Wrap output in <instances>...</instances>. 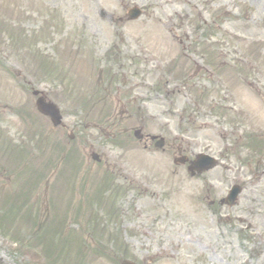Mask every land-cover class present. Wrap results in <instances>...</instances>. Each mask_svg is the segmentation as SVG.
Segmentation results:
<instances>
[{"label": "rangeland", "instance_id": "obj_1", "mask_svg": "<svg viewBox=\"0 0 264 264\" xmlns=\"http://www.w3.org/2000/svg\"><path fill=\"white\" fill-rule=\"evenodd\" d=\"M124 259L264 264V0H0V264Z\"/></svg>", "mask_w": 264, "mask_h": 264}, {"label": "water", "instance_id": "obj_2", "mask_svg": "<svg viewBox=\"0 0 264 264\" xmlns=\"http://www.w3.org/2000/svg\"><path fill=\"white\" fill-rule=\"evenodd\" d=\"M139 15L140 12L137 9H132L129 11V17L131 19H136L139 17ZM37 94L38 92H33V95H37ZM36 108L40 114L49 117V119L51 120L54 126H59L61 124L60 113L54 105L50 103H46L42 98H38L36 101ZM135 135L136 137H138V132ZM186 161H187L186 158H181L175 161V163L184 164ZM216 165H217V161L214 158L208 155L201 154L196 156V158L190 163L189 170L191 171V174L194 175V173H203L209 171L213 169ZM240 192H241V188L239 186H233L230 192L228 193L227 197L223 199L221 203L229 207L234 206L236 204L237 197L240 194ZM121 264H135V263L124 260L121 262Z\"/></svg>", "mask_w": 264, "mask_h": 264}, {"label": "flooded vegetation", "instance_id": "obj_3", "mask_svg": "<svg viewBox=\"0 0 264 264\" xmlns=\"http://www.w3.org/2000/svg\"><path fill=\"white\" fill-rule=\"evenodd\" d=\"M129 187H130V186H125V191H127Z\"/></svg>", "mask_w": 264, "mask_h": 264}, {"label": "bare ground", "instance_id": "obj_4", "mask_svg": "<svg viewBox=\"0 0 264 264\" xmlns=\"http://www.w3.org/2000/svg\"><path fill=\"white\" fill-rule=\"evenodd\" d=\"M2 262H3V260H2Z\"/></svg>", "mask_w": 264, "mask_h": 264}]
</instances>
